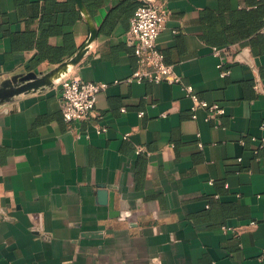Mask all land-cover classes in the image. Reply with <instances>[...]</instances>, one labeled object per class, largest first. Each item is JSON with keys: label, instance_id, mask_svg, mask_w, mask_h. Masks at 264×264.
<instances>
[{"label": "crops", "instance_id": "crops-1", "mask_svg": "<svg viewBox=\"0 0 264 264\" xmlns=\"http://www.w3.org/2000/svg\"><path fill=\"white\" fill-rule=\"evenodd\" d=\"M155 1L169 9L165 61L224 113L207 118L176 84L126 81L131 17L98 33L111 0L94 16L75 1L62 27L75 49L56 59L39 57L38 17L0 0V85L45 78L0 100V264H264V0ZM213 47L233 51L227 74ZM66 76L107 82L77 123L61 116Z\"/></svg>", "mask_w": 264, "mask_h": 264}, {"label": "built area", "instance_id": "built-area-1", "mask_svg": "<svg viewBox=\"0 0 264 264\" xmlns=\"http://www.w3.org/2000/svg\"><path fill=\"white\" fill-rule=\"evenodd\" d=\"M169 15V9L162 1H145L138 5L130 18V24L126 32V40L133 47V53L136 58V67L126 81H150L152 83L167 82L176 84L182 93L189 97L192 102V108L196 106L204 107L207 111V118L220 115L225 112V108L218 102H208L199 97L191 84L183 83L181 76L174 70L173 66L165 61L163 51L157 45V37L165 26V22ZM214 55L219 57L216 64L220 69V73L227 74L228 68H223L226 64L233 62V51L227 47H213ZM107 82L85 80L79 76H70L60 82L59 105L61 116L66 123H77L87 119L91 114L97 94L105 89ZM257 87V84H255ZM125 111V107L121 108ZM139 115L142 111L138 112ZM192 117H196L193 113ZM264 128V123H261ZM107 130L105 125H96L95 131L102 133ZM126 137V135H124ZM252 140L257 141L254 152L258 147L264 146V137ZM201 146V143H199ZM140 147L136 148V152ZM242 157L238 156L237 161H241ZM255 222L252 221L251 224ZM221 228L233 229L231 226L222 225Z\"/></svg>", "mask_w": 264, "mask_h": 264}, {"label": "trees", "instance_id": "trees-1", "mask_svg": "<svg viewBox=\"0 0 264 264\" xmlns=\"http://www.w3.org/2000/svg\"><path fill=\"white\" fill-rule=\"evenodd\" d=\"M106 0H82L88 12L94 16L99 8ZM15 6L21 15L30 11V17H38V26L40 34L36 38L38 44L39 57H50L56 59L64 54L71 53L74 49L72 36L69 33H63V25L74 24L80 18V12L77 8L75 0H13ZM112 5L102 24L98 27V33L107 31V25L112 16L120 15L123 18L131 17L135 8L144 3L140 0H111ZM60 18V22L57 19ZM44 24L47 26L42 27ZM51 34H62L64 37V45L52 53L51 48L46 45V38ZM24 40L34 39V32H29L23 38ZM14 46L17 38L15 34L11 35ZM68 41L72 43L68 46ZM16 47V44H15Z\"/></svg>", "mask_w": 264, "mask_h": 264}, {"label": "water", "instance_id": "water-1", "mask_svg": "<svg viewBox=\"0 0 264 264\" xmlns=\"http://www.w3.org/2000/svg\"><path fill=\"white\" fill-rule=\"evenodd\" d=\"M75 1L78 3V5H81L83 3L82 0ZM68 77L69 76L63 77L60 82ZM44 82V77L36 76L34 73L14 75L11 79L3 81V83L0 85V100L26 91L29 88L42 85Z\"/></svg>", "mask_w": 264, "mask_h": 264}]
</instances>
